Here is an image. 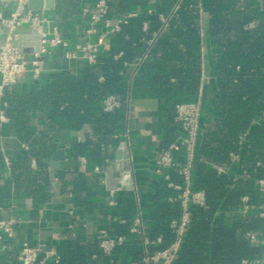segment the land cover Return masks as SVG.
<instances>
[{"label": "crops", "instance_id": "0c3cea01", "mask_svg": "<svg viewBox=\"0 0 264 264\" xmlns=\"http://www.w3.org/2000/svg\"><path fill=\"white\" fill-rule=\"evenodd\" d=\"M43 1L42 8L37 9L42 10L49 20L43 30L51 32L56 29L58 36L68 43V49L75 51L76 45L88 38L83 13L92 11L94 6L88 5L85 0ZM46 1L50 4L49 8L45 7ZM209 1L198 0L200 49L194 61L190 58L185 62H169L158 53V61L149 70L140 72V63L147 61L146 50L128 65L124 115L118 127L111 128V134H105L104 130L96 131L86 124L78 131L51 132L46 139V115L36 112L32 115L30 126L32 144L34 147L53 145L48 157L42 160L34 155H22L23 151L28 152L30 146L16 137L11 123L0 111V219L19 220L9 248L0 253V264H17L16 255L23 243L29 247L54 248L62 259L71 264L76 263L80 249L82 260L86 259L90 264H137L143 260L150 245L144 244V238L150 240L148 230L154 226L165 205L171 203L169 199L178 192L168 183L179 184L164 178L168 170L162 174L155 171L156 159L183 135L174 120L176 104L197 102L202 110L193 173L198 165H203L217 174L232 177L233 181L245 177L241 155L246 145L244 137L240 139V153L230 154L227 164H213L200 155L207 110L218 91ZM84 3L87 5L83 6ZM157 3L158 0H148V14L155 12ZM238 4L239 9L245 10L251 17L244 28L253 29L261 25L264 32V0H239ZM14 7L12 0H0V43L8 37L3 21L10 18ZM178 7L176 2L164 8L158 14L160 21L165 25ZM138 11L133 8L126 13L112 14L107 20L110 25H115L129 15L136 16ZM142 30L145 33L148 30L146 22ZM164 30L151 32L148 46L157 39L165 40ZM24 37L21 41H33L30 34ZM89 39L97 44V54H110L114 60L122 57L118 41L113 33L107 32L103 23L97 25L96 33ZM14 41H18L17 35ZM23 48L26 52L32 50L30 46ZM40 63L42 72L39 78L34 79L28 73L20 76L11 87L15 90L14 95L32 93L35 82L39 79L43 83L46 80L44 77L49 74L67 70L80 75L91 64L79 51H76L75 58L68 59L65 49L58 46L49 48L41 56ZM98 79L103 81L102 76ZM163 86L177 89L164 91ZM122 145H125L131 178L118 183L115 189H109L107 168L115 169ZM81 147L82 152L79 151ZM91 149L100 150L97 158L90 156ZM58 152L62 155L59 169L53 170L50 163ZM174 157L180 161L179 148H176ZM118 175L119 179L122 178V172ZM127 185L131 187L125 188ZM262 187L264 189V185ZM167 189L176 191L175 195L167 194ZM136 220H139L144 235L131 232ZM123 228L127 236L121 234ZM114 237H122L123 243L118 245L117 250L104 253L100 248L101 241ZM152 245H161V242ZM100 250L109 256L108 260L104 261L97 255ZM260 264H264V257Z\"/></svg>", "mask_w": 264, "mask_h": 264}, {"label": "trees", "instance_id": "16d2710c", "mask_svg": "<svg viewBox=\"0 0 264 264\" xmlns=\"http://www.w3.org/2000/svg\"><path fill=\"white\" fill-rule=\"evenodd\" d=\"M85 1L94 6L98 0ZM104 1L108 5L106 19L133 8L139 10L113 33L119 50L123 52L122 57L114 60L110 54H97L96 62L88 65L83 74L67 70L49 74L43 83L38 79L33 92L25 96L14 95L13 85L4 90L0 111L11 123L16 137L28 142L30 149L23 151V156L34 155L44 160L53 148L52 144L40 147L32 144L30 126L34 113L46 115V139L51 132L78 131L86 124L96 131L104 130L105 134H111V128H117L124 115L130 63L148 50L147 61L139 65L140 72H144L158 61V53L169 62H185L190 58L194 61L195 54L199 53L198 0H158L153 14L146 11L148 0ZM176 2L178 10L164 25L158 14ZM238 2L209 1L218 91L207 110L200 155L213 164H227L230 154L240 153V139L244 137L246 145L241 155L245 177L233 181L232 177L217 174L212 168L197 166L192 174L191 187L204 193L205 206L190 207V222L171 264H260L264 257V218L253 212L242 213L243 196L248 197L251 206H264V189L258 187L259 181H264V32L261 25L253 29L244 28L251 17L239 9ZM144 22L148 24L146 33L142 30ZM162 28L166 39H157L148 46L150 33ZM170 70L176 71L175 68ZM100 76L103 77L102 82L98 79ZM176 89L163 86L164 91ZM106 95L118 96L122 106L104 112L102 99ZM79 151L82 152V147ZM99 151L91 149L90 156L97 158ZM168 174L170 181L182 184L177 171L170 169ZM164 185L166 187V182ZM168 193L175 195L176 191L167 189ZM179 215L178 202L165 205L154 226L148 230L149 241H155L159 236L161 245H148L149 252L164 249L173 241L170 221ZM121 234H127L125 228ZM97 255L104 261L109 259L101 250ZM44 264L71 263L60 257L58 263L49 260ZM75 264H90L86 259L82 260V249L78 250ZM137 264L145 263L139 260Z\"/></svg>", "mask_w": 264, "mask_h": 264}, {"label": "built area", "instance_id": "2783aa9c", "mask_svg": "<svg viewBox=\"0 0 264 264\" xmlns=\"http://www.w3.org/2000/svg\"><path fill=\"white\" fill-rule=\"evenodd\" d=\"M15 3L13 13L10 18L3 23L8 29V37L0 43V98L3 96L6 88L14 85L20 76L28 73L32 78L37 79L42 67L40 63L41 56L46 54L51 47H61L65 49V56L68 59L76 57V51L81 52L89 63L93 64L97 58V44L90 41L89 36L96 33V27L103 23L107 32L115 33L119 31L120 25L126 22L129 15L115 25H110L106 19L108 5L104 0H98L92 11H86L83 16L86 18L87 28L85 30L88 38L75 47V51L68 49V43L58 36L56 29L51 32L44 31L43 27L48 24V17L42 10H32L28 8V0H12ZM30 28L36 30L39 35V50L26 52L24 48L19 51L13 44L18 29ZM121 107V101L116 95H106L102 99V109L104 112H111ZM202 110L199 103H182L175 106L174 120L181 129L183 135L166 151H164L155 161V171L159 174L167 170H175L182 179L181 185L168 186L176 189L178 193L171 197V202H178L180 206V215L177 219L170 221V228L173 232V241L164 249L147 251L143 258L145 264H171L176 256L184 230L190 222V207L205 206V197L202 191L193 190L191 187L193 164L195 161V149L199 137L200 119ZM176 148L180 149L181 160L177 161L174 157ZM97 170V169H96ZM165 180H169V175L164 174ZM261 190H263L264 181H259ZM242 213L253 212L264 218V206L254 207L248 204V197L242 198ZM19 223L18 219H0V253L9 248V242L14 238L15 225ZM131 232L144 235L139 220L135 221V226ZM254 241V240H253ZM160 238L155 241H149L144 238V244H158ZM123 243L122 237H114L101 241L100 248L104 253H109L114 247ZM52 260L58 263L60 256L54 248H44L43 246L29 247L23 243L16 255V261L20 264H44Z\"/></svg>", "mask_w": 264, "mask_h": 264}, {"label": "water", "instance_id": "95a60500", "mask_svg": "<svg viewBox=\"0 0 264 264\" xmlns=\"http://www.w3.org/2000/svg\"><path fill=\"white\" fill-rule=\"evenodd\" d=\"M43 0H28V8L32 10H37L41 9L43 6ZM46 8L50 7V4L48 1H46L45 4ZM18 36V41H14L13 44L18 48L19 51H22V48L25 46H30L33 48L34 51L39 50V35L37 34L36 30L30 29V28H23V29H18L14 32ZM25 34H30L31 38H33V41H21L25 37ZM121 155L117 157L116 160V166L115 169L113 170L112 167L107 168L106 172V179H107V184L109 186V189H115L116 185L118 183L121 184L123 181H129L131 178V173H130V166L125 150V145H122V149H120ZM61 152H58L55 157L53 158L52 162L50 163V166L53 170L59 169V160L62 158V155H60ZM122 172V178L119 179L118 173ZM119 179V181H118ZM131 185H127L125 188H130Z\"/></svg>", "mask_w": 264, "mask_h": 264}, {"label": "rangeland", "instance_id": "374dc122", "mask_svg": "<svg viewBox=\"0 0 264 264\" xmlns=\"http://www.w3.org/2000/svg\"><path fill=\"white\" fill-rule=\"evenodd\" d=\"M259 188L262 189L260 185H259Z\"/></svg>", "mask_w": 264, "mask_h": 264}]
</instances>
